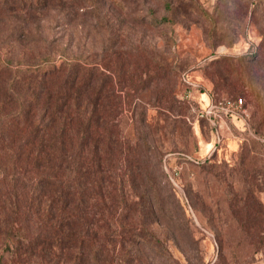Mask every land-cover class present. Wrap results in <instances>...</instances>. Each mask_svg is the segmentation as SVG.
<instances>
[{
	"label": "rangeland",
	"instance_id": "rangeland-1",
	"mask_svg": "<svg viewBox=\"0 0 264 264\" xmlns=\"http://www.w3.org/2000/svg\"><path fill=\"white\" fill-rule=\"evenodd\" d=\"M41 2L20 18L6 19L9 9H0V50L16 66L21 54L20 65H28L48 52L61 64L63 51L104 73V106L136 145L151 211L146 222L125 223L153 234L123 245L132 248L129 264H264V136L255 132L264 91L257 92L259 106L246 87L228 95L216 83L246 74L245 63L236 67L244 56L255 58L248 72L264 74V0ZM162 17L167 21L158 23ZM11 76L0 75V85ZM211 94L241 96L248 115L210 126L196 110ZM247 193L256 207L251 217Z\"/></svg>",
	"mask_w": 264,
	"mask_h": 264
},
{
	"label": "trees",
	"instance_id": "trees-1",
	"mask_svg": "<svg viewBox=\"0 0 264 264\" xmlns=\"http://www.w3.org/2000/svg\"><path fill=\"white\" fill-rule=\"evenodd\" d=\"M40 4L0 0V9H9L6 19H14ZM12 29L22 32L20 23ZM8 53L0 50V75L12 72L0 85V264L133 262L132 248L125 251L123 245L153 237L149 226L141 223L136 231L131 225L137 217L146 222L151 211L140 190L136 145L104 106V73L63 51L61 64L48 52L28 65H20L21 54L17 66ZM245 59H236V67L245 63L248 76L239 71V80L226 76L217 87L228 95L246 87V96L261 106L257 92L264 91V74L248 72L255 58ZM211 95L214 101L229 98ZM261 112L255 132L264 136ZM244 206L251 217L250 208L254 214L256 207L248 203V193Z\"/></svg>",
	"mask_w": 264,
	"mask_h": 264
},
{
	"label": "built area",
	"instance_id": "built-area-1",
	"mask_svg": "<svg viewBox=\"0 0 264 264\" xmlns=\"http://www.w3.org/2000/svg\"><path fill=\"white\" fill-rule=\"evenodd\" d=\"M248 113L244 106L242 97L225 98L223 100L214 101L209 99L207 104L203 107H199L196 110V117L204 118L216 125V122L223 117L232 116L240 117L242 119L247 116Z\"/></svg>",
	"mask_w": 264,
	"mask_h": 264
}]
</instances>
